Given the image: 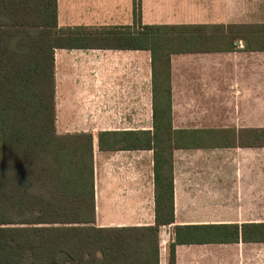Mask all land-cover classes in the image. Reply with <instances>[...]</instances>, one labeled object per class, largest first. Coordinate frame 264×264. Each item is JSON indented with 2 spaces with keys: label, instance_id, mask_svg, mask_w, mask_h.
<instances>
[{
  "label": "crops",
  "instance_id": "obj_1",
  "mask_svg": "<svg viewBox=\"0 0 264 264\" xmlns=\"http://www.w3.org/2000/svg\"><path fill=\"white\" fill-rule=\"evenodd\" d=\"M57 13L59 29L80 32L256 26L264 25V0H57ZM251 43L255 35L225 41L230 50L211 44L171 55L175 222L160 228L159 264H169L175 227H200L212 240L214 227L264 225V147L250 144L264 129V51ZM54 56L57 132L93 137L95 225L154 226L155 151L125 147L132 133L143 143L156 129L152 52L62 48ZM102 133L117 148L101 149ZM174 257L175 264H264V242L240 234L237 242L178 244Z\"/></svg>",
  "mask_w": 264,
  "mask_h": 264
},
{
  "label": "trees",
  "instance_id": "obj_2",
  "mask_svg": "<svg viewBox=\"0 0 264 264\" xmlns=\"http://www.w3.org/2000/svg\"><path fill=\"white\" fill-rule=\"evenodd\" d=\"M254 35L256 46L248 48L264 51V25L80 32L59 29L57 0H0V264H159L160 228L175 222L171 55L211 50V44L230 50L225 41ZM94 47L153 54L156 129L144 133L143 143L132 133L125 147L155 151L154 226L97 227L93 137L57 132L55 50ZM255 132L251 146L264 147V129ZM110 136L100 135L101 149L117 148L106 145ZM201 229L175 227L169 264L178 244L237 242L240 234L264 242V225L214 227L212 240Z\"/></svg>",
  "mask_w": 264,
  "mask_h": 264
}]
</instances>
